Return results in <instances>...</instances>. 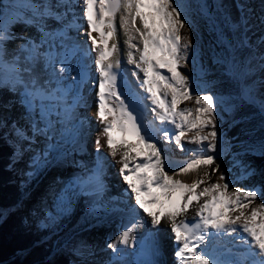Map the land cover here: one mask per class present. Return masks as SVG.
<instances>
[{"label":"snow or ice","instance_id":"obj_1","mask_svg":"<svg viewBox=\"0 0 264 264\" xmlns=\"http://www.w3.org/2000/svg\"><path fill=\"white\" fill-rule=\"evenodd\" d=\"M64 6L72 9L73 0H58L55 5V7ZM121 8L126 10L122 19V27L129 33L127 45L139 52L138 60L133 52H129L127 58L143 73L141 86L145 88L155 106L151 110L161 124H171L175 129H179V134H176L174 129L172 133L175 143L181 145L182 149L183 139L203 146L202 149L191 150L195 158L180 167L175 175L196 171L201 166L216 165L215 171H219V165L216 163L219 157L207 154L209 150L213 153L218 151L214 97L212 95L193 96L192 92L196 89L191 88L188 76L179 70L181 65L188 66L189 56L183 50L192 45L191 38L181 34L182 29L186 27L187 17L181 18L183 12L180 5L177 3L174 6L173 0H84L83 18L89 28L87 36L98 53L95 63L98 65L99 76L102 77L97 81V119L104 126L101 134L106 137L111 156L114 158L119 156L116 162L122 165L120 168L122 179L135 201V206L130 208L113 209L114 211H127L131 219L125 229L114 241L109 242L107 247L118 259L121 258V253L124 251L122 245H131L133 248L137 246L136 241L133 240V230L149 224L157 231L149 232L145 242L149 240L152 242V254L155 255L158 252L155 245L159 226L162 221H167L177 245L175 255L178 257L179 264H234L232 261L221 260L219 255H215L213 244L215 241L226 238L219 234L237 233L238 231L247 233L251 238L248 240L243 235L240 236V239L247 245L249 254L258 258L253 259L251 264H264V202L258 208H252L250 214L246 213L249 205L256 200L258 195L264 196V191L258 193L255 189L243 190L241 188L229 191L227 182L213 183L197 191L201 185L205 184L204 180L184 183L174 179L168 174V171L172 169L165 170L161 148L152 142L155 140L156 132H159L164 139H169V129L155 126L150 128L147 124H143L142 130V124L137 122V115L133 113L140 114L138 109L144 98L139 97L138 94H129L125 97L118 88V74L114 69L120 67V62L110 59L118 50V46L114 43L109 45L108 41L116 35V13ZM66 16L67 13H64L63 18ZM61 17L62 14L59 12L53 14L52 7L46 10L37 9V12L26 23L33 26L38 25V31L43 34L47 32V20H60ZM77 20L78 17L73 14L68 27L79 30L82 25H79ZM138 21L142 26H137ZM93 33H98L99 37L93 36ZM137 34L143 45L142 48L133 43ZM10 39H13L10 35H0V43ZM23 47L26 50L31 48L35 51L33 41H27ZM76 51L86 55L79 47ZM56 63L55 59L48 58L47 66L53 68L54 77L60 78L57 79L55 89L49 90L39 85L35 79L25 82L21 75L24 70L13 66L16 73L14 78L6 80L0 75V90L18 93L20 103L33 111L38 101L46 100L56 106L67 104L68 93L60 88L59 84L64 71L67 70L70 74L72 67L67 59L61 60L59 62L61 70L57 73ZM4 66H6V61L0 55V68ZM162 68H166L171 75L161 74L160 69ZM120 79L123 82V73L120 74ZM86 82V76L82 77L81 83ZM79 100H82V96H78L75 101L77 105H79ZM188 100L194 101L197 107H179L183 101ZM5 107H10V105H5ZM141 119L143 120V117ZM5 126V122L0 119V127ZM81 126H83V121H81ZM12 127L19 140L30 139L22 128L16 127L15 123ZM209 127L211 131L204 134L205 129ZM32 129L35 132L41 131L35 124L32 125ZM193 131L195 135L189 138L186 133ZM115 132L120 133L119 138L114 136ZM96 145L99 150L101 147L99 137L96 139ZM81 148L83 149L82 143ZM17 152H20L19 148ZM139 157L143 159L140 160ZM47 162V153L43 159L38 158L33 161L37 167ZM93 175L96 179L91 194L100 197L106 189L104 182L106 167L99 156ZM225 179V175L221 173L219 181H225ZM202 198L204 202L200 203ZM150 204L157 206L159 211L151 210ZM197 205L198 222L179 219L188 212L189 208ZM69 207L68 200L63 197L58 199L59 212H66ZM141 209L147 217L143 216ZM237 211L239 214L233 215ZM148 217L151 219L148 220ZM258 217H260L259 220ZM210 229L215 231L208 234ZM201 244L205 247L198 251ZM140 247L141 252H145L143 243ZM225 250L231 252V249L226 248ZM140 264H155V261L144 259L140 261Z\"/></svg>","mask_w":264,"mask_h":264},{"label":"bare ground","instance_id":"obj_2","mask_svg":"<svg viewBox=\"0 0 264 264\" xmlns=\"http://www.w3.org/2000/svg\"><path fill=\"white\" fill-rule=\"evenodd\" d=\"M73 2L74 7L72 9H68L67 6L55 7V5L58 3V0H33L31 5L25 6L26 9H29V11L23 10L25 12V16L22 19L23 22L18 24L13 30L14 33H17L15 36L16 42L8 48V53L10 52L11 57H13L14 60L15 58L18 59L17 62H13L14 66L20 67L24 70L22 71L21 75L23 76L25 82L35 79L39 85L44 86L49 90L56 88L57 79L60 78L53 76V68L47 66L48 58H53L56 60L57 63L55 71L57 73H59L61 70V65L59 62L61 60L67 59L68 63L72 67V70L70 74L67 70L64 71L63 78L59 84L60 87H66L68 83L72 82L73 76L79 69V56L78 51H76V43H78V41L79 44L86 47L91 52V63L93 62L92 65L90 64L89 66L91 77L94 78L95 75L99 73L98 65L95 63V61L98 59V53L95 51V47L92 45L91 39L87 36L89 28L83 18L84 0H73ZM177 3L180 5V8L183 12L181 18H184V16L187 17L185 20L186 27L185 29H182L181 34L182 36L189 37L192 40V45L183 51L188 53L189 49L194 46L199 48L206 46V53L211 65V75L208 73V75L205 76V74L203 75V72L200 70L202 73L198 77L196 76V79H193V77L190 78L189 84L191 88L196 89L192 92L193 96L212 95L214 97L215 109H217L218 106L228 108L232 107V102L238 99L237 92H239V87L241 86L242 82L244 81L249 83L251 80H256V82H258L264 69V58L262 62L256 60L255 52H253V46L250 43L252 36H255L258 38V44H255L254 46H259L264 50V0H173L174 6ZM49 7L53 8V14L59 12L62 14V17L60 20H47L46 33L42 34L40 31H38V25L33 26L32 24L26 23V21L31 19L37 12V9L46 10ZM64 13H67L66 18H63ZM73 14L78 17L77 23L82 25L79 30L74 27H68V22L72 20ZM125 14L126 10L124 8H121L120 11L116 13V35L114 38H110L108 43L109 45L113 43L117 45V33L119 32L118 29L120 28V35L122 36L121 38L124 39V44L126 46L124 50H127V53L133 52L138 60L139 52L137 55L134 51H131L132 48L128 47L127 45L129 33L122 27V19ZM137 26H142L139 21L137 22ZM92 35L96 36L97 38L99 37L98 33H93ZM29 40L34 42L35 51L31 50V48L26 50L23 47ZM133 43L137 44L140 48L143 47L138 34L137 38L133 40ZM231 44L234 45L233 48L231 47ZM210 47H212V58H210L209 53ZM110 59L117 61L116 57ZM120 67L124 70L123 82H121L120 76H118L117 83L119 84L122 94L125 97L129 94H138L139 97L144 98L141 101L138 109L140 113L138 115V120L141 121L142 128L143 124H151L152 127L155 126L157 128L169 129V139H164L159 132L155 133V139L157 138L159 140L163 149L165 170L168 171V169L171 168L172 170L168 171V174L173 176L174 179L180 180L184 183H192L193 181L201 179L204 180L205 184L201 185L197 191H200L203 187L210 186L213 183H228L229 180L227 179V181H219V176L221 175L222 171L225 170L224 167L226 162L224 160L227 157L239 152L242 154H249L264 151V127L261 126L259 121V114L253 110L250 105H245L240 107L237 111L235 115L236 120L234 126L231 123H228L225 125H220L218 128V151L213 153L209 150L207 152V154L219 157V159L216 161V163L219 165V171H215L216 165H213L212 167L201 166L196 171H190L187 174L175 175L180 167H183L187 162L195 158L194 152L191 150L202 149L203 146L189 143L188 139H183L181 141V144L184 146L183 149L181 148V145H177L174 141L172 130L174 129L175 133L179 134V129H175L174 125L171 124H161L156 114L151 110L155 106L152 104L150 96L146 92L145 88L141 86L143 73L136 68V65L133 66L131 70L127 63L125 65L120 63ZM198 67L201 69V64L198 65ZM240 67H242V70ZM252 68H256V71L252 72ZM179 70L185 74L184 71L186 69L183 65H181ZM160 72L166 76L171 75V73H168L166 68L160 69ZM238 74H240V76ZM124 77L127 78L126 82L124 81ZM42 82H44V84H42ZM93 83H95L94 79H92V85ZM87 84L81 83L78 93H68V102L67 104H64V107L62 106L63 104L56 106L46 100L43 102L38 101L37 103H40V105L36 104V106H39L44 111L43 116H41L38 120L35 116L31 115V112H29L28 108L20 103V108L22 107V111H24L25 115L27 116L25 123L28 125L35 124L36 127L41 130L39 131L40 135L45 136V134H47V132L44 130L46 124L53 122L56 126L51 129L50 136L55 138L52 144H55L57 148H60V152L67 153L76 152L77 149H81L79 147V142L76 141L71 143L70 138H68L69 141L66 144V138L61 137V135L58 136V134L65 132L67 128L75 129V122L73 123V120L83 118L84 125L91 126L90 137L88 141L84 143L85 148L91 147L94 152L108 159L110 167H114V169L110 168L109 170L112 178H114L112 181L108 180V183L110 184L109 188H111L114 184L116 186L123 187V190L129 191V195H132L130 190L127 189L126 183L122 179V175L120 173V168L122 165L116 162L119 160V156L115 158L111 156L110 150L106 144V137L101 134L102 128L104 126L99 123L97 119L98 89L97 87L93 88L92 86L87 87ZM247 94L251 96L253 95V91L247 90ZM17 95L11 94L10 99H18L20 102L19 94ZM78 96H82V100H79V105L74 107L73 104L75 101H77ZM168 99L170 100V97ZM125 102L127 103V99H125ZM194 104V101L188 100L183 101L179 107L193 108ZM5 111V117H11V114L15 116L12 106L6 108ZM141 117H143V120ZM22 128H24V131L28 133L26 127ZM208 129L209 128H206L205 131H208ZM31 131L32 134L35 132L33 129ZM82 133L83 130L80 128L76 131L75 135L79 139ZM186 135L190 138L195 135V132L193 131L191 133H186ZM98 137L101 141V147L99 150H97L96 145V139ZM16 139L18 140L17 135ZM41 142L42 141L40 140L38 146L34 147V150L30 149V153L33 156H38L37 159H43L45 153H47V160H49L51 163L50 165L54 164L53 166H57L59 163L58 155L53 156L48 152L50 138L46 139L44 143ZM22 144L29 148V144L24 142H22ZM205 144H207V141H205ZM177 148L179 152L178 155L175 156L174 150H177ZM138 159L142 160L143 157H139ZM65 160L68 163L67 165H64L66 168H63V172H68V174L70 173V180L66 181V183L63 185L65 186L68 183L65 188L62 189L61 185L59 189L56 188L57 192H55V194L53 192V194L54 197L57 195V198H55L57 199V202L61 197L68 200L70 202V207L66 212H72L73 214L78 204L82 203L81 200H83V198L87 201L86 203L89 207V204H92L93 206L95 201L90 199H95L98 197L94 195L90 196L89 198H85V196H88L87 192L89 189L82 185L81 182L79 188L77 190L74 189L75 180H79L76 175L72 174L75 170L76 161L70 159L67 155L65 159H61L60 164H64V162H66ZM29 161L33 164L32 167H34V170L31 172V174H33V177H35L36 182L39 180L41 182V176L44 173H47L49 170L48 165L46 163H42L43 165L41 164L42 167H40L41 170H39L31 159ZM205 173H208V175H205ZM35 175H37V177ZM246 175L247 174L238 175L239 180L232 177V179H230L232 186L229 185V191H234L235 188L247 190L250 189V187H253L252 189H254V187L257 185V180L250 179V177L247 178ZM115 177H117V179ZM45 183L46 182H44V184ZM120 183L121 185H119ZM50 185L51 184L49 183L48 189L53 191V186ZM69 185H73V187ZM61 189L62 194L59 196ZM80 192L83 193L82 196H84L81 199H79L78 195ZM123 196L125 197L120 198L126 199L129 197L126 195ZM122 202L125 204V200ZM203 202L204 200L202 198L200 203ZM129 205L130 206L126 205V207L128 206V208H130L134 206L133 200L131 203H129ZM249 206L253 207L254 205L250 204ZM197 209L198 205L189 208L188 212L185 215L179 217V219L195 220L197 218ZM153 211H159V209H155ZM57 212H59L58 209ZM140 212L144 217H147V215H144L141 210ZM237 214L238 211L233 213V215ZM93 218V222L98 223L106 217L103 218V215H100L94 216ZM117 218L118 220L120 219L119 221L121 226L115 227L113 225V220L108 221L107 225H105L109 229L108 232L105 233L106 237L103 239L101 238L100 241L96 240L98 244L95 242L96 245H93L90 248L87 242L88 236H94V240L98 239L97 236H99V234L97 235L96 233L97 229L93 230L94 227L89 230L80 229L76 231H81L80 236L77 237V241L70 242L67 246V250L74 253L80 264H131L130 254L133 251V247H131V245L121 246L124 249L122 253L126 256V258H119L116 263L110 262L112 256L115 255L113 254L112 250L107 247V244L116 239L120 232L124 230L129 224L131 219L128 212L123 214L117 213L116 219ZM147 219L150 220L151 218L148 217ZM259 219L260 217H258V220ZM237 227L239 228V225ZM146 230L157 231L149 224H144L138 229L133 230V240H137L140 234ZM167 230H169L168 234L172 238V243L169 247V250L172 249L174 245L177 247L173 238V233L170 230V224L167 221H162L161 225L159 226L155 245V247L158 249L156 256L157 264H167L168 261V256L165 254V247L167 244L165 245L163 241V237L167 233ZM211 230L213 229L208 230V234L212 233ZM241 235H243V237L248 240L251 239L248 237L247 233H241L239 231L237 233H227L224 235L225 237H229L227 242L228 246L226 248L231 249V252L224 250L223 252L219 253L215 249L214 254L219 255L221 260L232 261L234 264H241V262H243V264H251L253 259L258 258L252 257L249 254L247 245L243 240L240 239ZM55 237L57 238V236ZM204 247L205 245L201 244L198 251ZM85 248L94 251L90 253H94L95 255L100 254L101 256H104L105 252H110H108V257H105L104 259L103 257L101 258V256H96L97 259H95L88 255V252H86ZM173 255L176 257L175 253ZM209 258L211 259L212 257L210 256ZM173 262L174 263L172 264H179V260H175L174 258Z\"/></svg>","mask_w":264,"mask_h":264},{"label":"rangeland","instance_id":"obj_3","mask_svg":"<svg viewBox=\"0 0 264 264\" xmlns=\"http://www.w3.org/2000/svg\"><path fill=\"white\" fill-rule=\"evenodd\" d=\"M33 0H5L4 7H3V17L0 20V35H10L13 37V39L7 40L3 43H0V55L3 56L4 61H6V66L3 68H0V75H2L6 80L12 79L15 77L16 73L13 70V62H17L18 59L11 57L10 52L8 53V48L16 42V34L14 33L15 27L23 22V18L25 16V10L29 11V9H26L25 6L31 5ZM243 1V0H242ZM250 3V2H249ZM252 3V2H251ZM19 7V8H18ZM21 11H20V10ZM24 10V11H23ZM252 14V13H251ZM252 16V15H251ZM256 17V16H255ZM185 29V28H184ZM118 39H117V46L119 47L117 52L120 53V51L124 54L126 48L124 44V39H122L120 35V28L118 29ZM189 30V27H188ZM191 35V34H190ZM254 35V34H253ZM22 37V36H21ZM24 38V37H22ZM250 43L253 46V52H255V58L256 60L262 62L264 58V50L260 48L259 46H254L255 44H258V38L255 36H252L250 39ZM231 47L233 48L234 45L231 44ZM196 49V50H195ZM206 46L205 47H197L194 46L189 49L188 56H189V62L188 67H185L184 75L188 76L189 80L191 77L193 79H196V76L198 77L202 72L205 76L211 75V65L208 58V55L206 53ZM135 49H131V51H134ZM210 58H212V47H210ZM138 55V52L136 53ZM17 59V60H16ZM196 60V61H195ZM127 63L130 70L135 66V64L130 63L129 61H125L124 65ZM201 64V69L198 67V65ZM198 68H197V67ZM242 70V67H240ZM200 70L202 72H200ZM133 71V70H132ZM252 72L256 71V68L251 69ZM264 69L262 71V74L260 76V79L258 82L256 80H251L249 83L242 82L241 86L239 87V92H237V100H234L232 103V107H222L218 106L217 109H215L216 115H215V122H216V130L218 133V128L220 125H225L228 123H231L233 126L235 124V115L240 107L245 105H250L253 110L258 112L259 121L261 123V126L264 127ZM240 76V74H238ZM44 84V82H42ZM257 87V89H256ZM247 90L253 91V95L249 96L247 94ZM11 94L17 95L18 93L9 92L7 90H0V119H2L5 122V127H1V132L7 136L8 142L10 145H12V148L16 152V155L14 156V170L16 172L15 181L19 189L21 190V200L20 202L15 206L13 205L11 208H8L6 210L2 209L0 210V213L2 214L3 220H5L7 217L11 216L12 214H20L21 217L27 220V223L32 225L34 228H48L49 235H47V239L45 242L54 244L52 246L53 253L49 258L50 262H55L58 258V254H65L67 256H70L72 258L73 264H80L78 262L77 257L74 255L72 251L67 250V246L70 242L77 241V237L80 236V232H76L80 229L82 230H89L92 227L93 230L97 229V235L99 234L98 239L94 240V236H88L87 242L90 246V248L93 245L98 244L97 241H100V239L105 238L106 234L105 232H108L107 227L103 228H95V225L97 223L93 222L94 216H100L101 214H88L86 213L88 210V205L86 204V200H84L81 204L79 203L75 211L73 212H66L60 214L64 215L67 214L71 217V224L68 226H65V222L69 221V217L67 215L64 216H55L50 215L48 213V210L46 209V206L49 205V207L52 209L55 207V201L53 200V196L55 192H57V189L66 183V181L70 180V173L63 172L64 165H67V161L64 162V164H60L57 166L48 165L49 170L47 173H44L41 176V182L35 181V177H33L34 167L33 164L29 161L30 159L32 161L36 160L38 156H33L30 153V149L34 150V147L38 146L40 140L41 143H44L46 139L50 138V144L54 141L55 138H53L51 135V129H53L54 126H56L53 122L46 124L48 126V130H45L47 134L45 136H41L39 132H33L38 133L39 136L37 137V143L31 141V137L29 140H23L20 141L19 139H16V133L13 130L12 125L15 123L16 127L27 128V135L30 136L32 134V125H28L26 122L27 116L25 115L24 111H22V107L20 108V102L18 99H10ZM18 96V95H17ZM5 105L12 106L15 116L11 114V117H5L4 113H6L5 109L8 107H5ZM19 105V106H16ZM197 107L195 104L193 105V108ZM12 110V109H11ZM29 112H31L32 116H35L38 120L41 116H43L44 111L39 106H35V110L28 108ZM23 114V115H22ZM9 119V120H8ZM25 119V120H24ZM75 120H73V123ZM25 130L24 128H22ZM211 131V128L209 127L208 131H205L204 134ZM35 135L33 134V139H35ZM52 139V141H51ZM27 141V142H26ZM22 142L29 144V148L27 146H24ZM35 145V146H34ZM49 145V144H48ZM20 149V152H17V149ZM88 148V147H87ZM92 150V149H91ZM178 148L177 150H174V155H178ZM163 156V155H162ZM253 156H259L264 157V151L258 152V153H249V154H242V153H236L234 155H230L227 157L224 161L226 162V165L224 167L225 170L222 171V173L225 175L226 179L229 180L228 183L230 186H232V182H230V179L236 178L239 180L238 175H244L247 174L246 177H250V179L257 180V185L254 187V189L260 193L262 192V187L264 186V175L260 168L256 167L255 163L252 161L251 157ZM173 163V162H172ZM175 164V162H174ZM43 165V164H42ZM53 166V167H52ZM42 166H39L38 169L41 170ZM113 167V166H112ZM110 167V168H112ZM12 168V167H11ZM114 169V167H113ZM74 172V171H73ZM29 173V174H28ZM75 175L74 173H72ZM77 175V174H76ZM232 175V176H231ZM37 177V175H35ZM53 176V177H52ZM225 179V180H226ZM226 180V181H227ZM43 181V182H42ZM44 182H46L44 184ZM64 182V183H63ZM51 184L50 186H53V191L48 189V184ZM63 183V184H62ZM34 184V185H33ZM70 184V183H69ZM121 185V183L119 184ZM73 187V185H69ZM55 187V188H54ZM57 188V189H56ZM253 187H250L252 189ZM112 189V187H111ZM54 192V194H53ZM122 194V193H120ZM127 196V195H126ZM90 197V196H89ZM88 196H85V198H89ZM128 197V196H127ZM57 198V195L54 197ZM120 198V197H119ZM124 201V199H122ZM132 202V199L129 203ZM264 202V196L258 195L256 200L251 204L254 205V208H258L259 205ZM32 205V206H31ZM130 206V205H129ZM90 207V206H89ZM246 210L251 212V209L253 207L249 206ZM77 211L78 216H72ZM250 212H247V214H250ZM86 213V214H85ZM123 214V213H121ZM239 214V213H238ZM237 214V215H238ZM66 216L68 218H66ZM87 220V221H86ZM120 220V219H119ZM117 219L114 220L113 225L115 227L121 226L120 221ZM117 221V222H116ZM64 226L65 229L64 230ZM169 229V228H168ZM169 230H167L168 233ZM101 235V236H100ZM57 236V238L55 237ZM61 236V237H60ZM167 236L166 234L164 237ZM170 237V236H169ZM139 238V237H138ZM97 240V241H96ZM170 239L165 237L164 244L167 246L165 247V254L170 257L169 246ZM96 242V244H95ZM103 242V241H102ZM78 247V246H77ZM95 248V247H94ZM86 252H88V255L90 257H93L95 259L96 256H101L100 254L95 255L94 252L88 248H85ZM110 252V251H108ZM108 252L104 253L103 259L105 257H108ZM94 254V255H93ZM168 257V258H169ZM169 261H167V264Z\"/></svg>","mask_w":264,"mask_h":264},{"label":"trees","instance_id":"obj_4","mask_svg":"<svg viewBox=\"0 0 264 264\" xmlns=\"http://www.w3.org/2000/svg\"><path fill=\"white\" fill-rule=\"evenodd\" d=\"M2 16L3 0H0V18ZM13 155V149L0 132V210L11 208L21 198L16 172L11 168ZM252 160L264 175V157ZM46 233L33 228L17 213L5 220L0 213V264H72L71 258L64 254H58L54 263L49 261L53 245L43 241Z\"/></svg>","mask_w":264,"mask_h":264}]
</instances>
